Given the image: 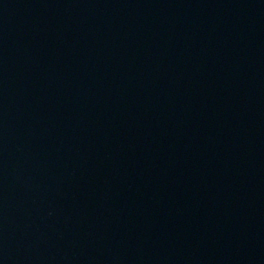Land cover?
Segmentation results:
<instances>
[{"label":"water","instance_id":"water-1","mask_svg":"<svg viewBox=\"0 0 264 264\" xmlns=\"http://www.w3.org/2000/svg\"><path fill=\"white\" fill-rule=\"evenodd\" d=\"M0 264H264V0H0Z\"/></svg>","mask_w":264,"mask_h":264}]
</instances>
